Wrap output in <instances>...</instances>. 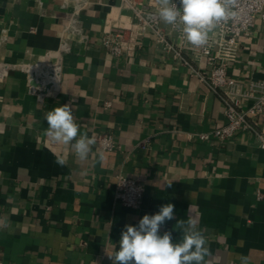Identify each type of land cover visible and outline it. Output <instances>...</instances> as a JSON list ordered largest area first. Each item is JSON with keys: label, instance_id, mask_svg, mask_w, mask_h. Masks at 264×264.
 Listing matches in <instances>:
<instances>
[{"label": "crops", "instance_id": "obj_1", "mask_svg": "<svg viewBox=\"0 0 264 264\" xmlns=\"http://www.w3.org/2000/svg\"><path fill=\"white\" fill-rule=\"evenodd\" d=\"M73 3L0 0V60L7 66L0 74V264H113L107 254L119 249L125 225L168 203L175 218L160 234L171 231L178 242L177 221L194 218L209 250L204 264H241L240 256L264 264V148L257 136L201 139L227 122L221 97L150 37L134 56L110 55L104 30L127 22L118 0H91L77 14L79 28ZM262 27L257 19L254 35L239 39L229 65L244 89L264 80ZM58 61L56 85L31 91L24 69L43 74ZM64 104L80 133L112 134L116 148L96 141L81 161L70 145L50 141L44 117ZM118 174L145 181L141 208L115 198Z\"/></svg>", "mask_w": 264, "mask_h": 264}, {"label": "built area", "instance_id": "obj_2", "mask_svg": "<svg viewBox=\"0 0 264 264\" xmlns=\"http://www.w3.org/2000/svg\"><path fill=\"white\" fill-rule=\"evenodd\" d=\"M74 2L75 13L72 21L79 28L78 13L91 0H68ZM121 16L126 23L111 25L102 36V45L114 57L134 56L141 48V38L150 37L156 44L180 64L191 69L193 75L217 93L224 102L226 124L218 127L212 133L200 134L201 139L210 137L226 140L237 132L244 131L257 136L260 146L264 148V80H254L247 89L230 77L229 65L238 54L239 39L242 36L251 37L255 33L256 20L260 19L264 32V0H238L235 20L221 23L209 34L206 45L194 47L183 39L178 26L167 25L157 14L156 0H118ZM179 7V0H174ZM124 9L127 13L124 12ZM77 28V29H78ZM80 30V29H79ZM204 62L206 67L201 63ZM60 62L47 63L43 74H37L32 68H25L28 84L33 92L46 90L56 85L60 78ZM7 70L0 60V74ZM254 118L262 120L259 127ZM96 141L104 150L116 148L112 134H99ZM2 170L0 168V178ZM146 183L140 178L124 174L117 175L115 198L124 206L139 209L143 205Z\"/></svg>", "mask_w": 264, "mask_h": 264}, {"label": "clouds", "instance_id": "obj_3", "mask_svg": "<svg viewBox=\"0 0 264 264\" xmlns=\"http://www.w3.org/2000/svg\"><path fill=\"white\" fill-rule=\"evenodd\" d=\"M156 5L160 20L178 26L183 39L194 47L206 45L214 29L239 15L238 0H179V7L174 0H156ZM44 119L48 126L45 135L50 141L70 145L81 161L88 158L96 138L80 133L70 104L52 108ZM99 158L103 160L102 153ZM56 163L63 166L66 161L57 157ZM174 218V205L168 203L158 213L144 215L138 225H125L119 249L107 255L113 264H204L209 250L194 218L188 216L187 220L177 221L175 230L182 233L178 242L171 231L160 234L161 226ZM239 259L241 264H248V257Z\"/></svg>", "mask_w": 264, "mask_h": 264}, {"label": "water", "instance_id": "obj_4", "mask_svg": "<svg viewBox=\"0 0 264 264\" xmlns=\"http://www.w3.org/2000/svg\"><path fill=\"white\" fill-rule=\"evenodd\" d=\"M49 88H50V87H48V88L46 89V91H44V92H47V91L49 90Z\"/></svg>", "mask_w": 264, "mask_h": 264}]
</instances>
